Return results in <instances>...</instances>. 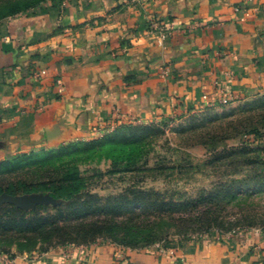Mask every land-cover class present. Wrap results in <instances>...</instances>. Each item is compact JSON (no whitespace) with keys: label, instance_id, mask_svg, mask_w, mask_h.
I'll return each instance as SVG.
<instances>
[{"label":"crops","instance_id":"obj_1","mask_svg":"<svg viewBox=\"0 0 264 264\" xmlns=\"http://www.w3.org/2000/svg\"><path fill=\"white\" fill-rule=\"evenodd\" d=\"M262 93L264 0H59L0 25V164L95 141L115 113L149 125ZM0 264H264V233L210 234L122 263L100 248Z\"/></svg>","mask_w":264,"mask_h":264},{"label":"rangeland","instance_id":"obj_2","mask_svg":"<svg viewBox=\"0 0 264 264\" xmlns=\"http://www.w3.org/2000/svg\"><path fill=\"white\" fill-rule=\"evenodd\" d=\"M56 1L9 0L0 7V25ZM90 144L31 153L0 166V254L34 257L103 248L122 263L136 251L164 252L210 234L264 233V93L125 129L95 150ZM128 188L161 193L175 203L221 191L230 203L213 213L218 217L213 227L185 228L167 220L165 236L147 244L99 234L85 238L90 232L86 236L81 223L55 219L57 208L62 215L73 211L69 203L76 193L89 190L105 198Z\"/></svg>","mask_w":264,"mask_h":264},{"label":"trees","instance_id":"obj_3","mask_svg":"<svg viewBox=\"0 0 264 264\" xmlns=\"http://www.w3.org/2000/svg\"><path fill=\"white\" fill-rule=\"evenodd\" d=\"M30 1H32L31 4L38 2V0ZM4 4H9V0H0V7ZM136 126L142 125H117L110 135L90 142L92 145L88 143L92 146L89 148L95 150L98 148V143L112 139L125 129ZM108 144V146H113L115 143L109 141ZM11 161L1 163L0 166L7 165ZM221 194V191L219 193L210 191L196 200L175 203L165 200L163 198L164 195L161 193L133 188H128L118 195L105 198L91 194L89 190H86L76 193L70 201L69 205H73V211L62 215V209L57 208L55 219L69 217L73 221L72 224L81 223L82 227L86 229L84 231L86 236L90 232L85 238L94 237L96 234H99L107 238L119 239L121 242H131L134 244L143 242L147 244L159 241L165 236L167 229L164 227L167 220L175 221L177 223L175 226L185 228L194 226L200 230L215 226L218 217H215L213 213L230 203ZM78 206L84 210L81 209L82 215H79ZM175 208H179L178 210H181V212L176 215L171 214L170 212ZM35 212L33 211L32 213ZM80 216H82L80 220H75ZM2 255L10 258L15 257L8 253H3Z\"/></svg>","mask_w":264,"mask_h":264},{"label":"built area","instance_id":"obj_4","mask_svg":"<svg viewBox=\"0 0 264 264\" xmlns=\"http://www.w3.org/2000/svg\"><path fill=\"white\" fill-rule=\"evenodd\" d=\"M235 11L236 12H240L241 9L237 8ZM171 29H172V27L170 25L168 27H165V28L158 27V33L163 38V37L166 36L168 31H170ZM162 75L166 76L167 75V71L163 70L162 71ZM33 76L38 79L40 77V74L35 72L33 74ZM230 100H231L230 98L223 99L220 103L221 104H227V103L230 102ZM114 121H115V123L110 125L107 129H103L102 125L98 126V128H97L98 135H97V139L96 140H100V139L104 138L105 136L110 135L111 133H113V131L115 130L117 125H121V124H123V125H138V123H136L137 122L136 120L126 119L125 117L120 116L118 113H115ZM58 251L61 252V255L63 257H65V258L71 257L73 255L71 253L63 252L61 250H58ZM5 260H6L7 263H10L12 258H10L8 256H5Z\"/></svg>","mask_w":264,"mask_h":264}]
</instances>
